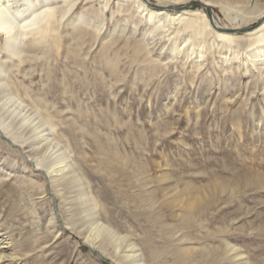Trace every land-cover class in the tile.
<instances>
[{
  "label": "rangeland",
  "instance_id": "rangeland-1",
  "mask_svg": "<svg viewBox=\"0 0 264 264\" xmlns=\"http://www.w3.org/2000/svg\"><path fill=\"white\" fill-rule=\"evenodd\" d=\"M78 1L50 19L54 32L25 39L36 41L34 52L8 62L1 53L15 66L3 77L12 92L2 113L25 108L11 134L35 142L53 129L61 152L50 160L68 157L98 217L125 237L119 259L131 243L145 264H202L222 251L209 264H264V64L246 65L244 56L256 46L243 41L235 58L227 45L218 50L215 35L198 39L168 21L156 31L130 0ZM213 1L223 26V6L234 15L264 6ZM26 111L35 124L17 126ZM15 150L0 137V253L8 256L0 264H116L76 248L61 199ZM74 190H65L68 200ZM190 201L197 213L187 225L179 216Z\"/></svg>",
  "mask_w": 264,
  "mask_h": 264
},
{
  "label": "bare ground",
  "instance_id": "bare-ground-1",
  "mask_svg": "<svg viewBox=\"0 0 264 264\" xmlns=\"http://www.w3.org/2000/svg\"><path fill=\"white\" fill-rule=\"evenodd\" d=\"M76 1L78 0H63V7H60L58 4H53L54 0H0V34H3L5 37V44L1 45L0 43V55L1 53H4L8 62V60L14 57L20 58L23 54H28L29 51L36 46V41L30 40L25 42V39L35 31H39V33L41 32L45 36V33L49 34V32H54L57 27L50 19H54L58 17V15L61 17L66 16L67 12H70L71 7L76 5ZM130 1L136 5V12L138 16H145L148 25L155 27L156 31H158L159 27L164 30L167 28L166 24L170 22V24L176 23L182 25V29L179 28L180 31H189L197 38L199 36L204 37L206 35H215L219 40V43L217 44L218 50L221 51L222 48L227 45L228 50L232 52V55L235 58L240 56L239 46L244 41V43L249 45H247L248 48L256 46L255 49L251 48L245 51L246 53L244 56L247 58L245 59V64L248 65L249 63L255 68L264 64V6L262 9H253V11L249 14L241 12L236 15L233 14L234 9L223 6L222 12L229 22L228 25L223 26L215 18L213 11V3L215 2L213 0H181L183 1L182 4L184 6L180 7V9L172 7L171 3H168L167 1H158L156 4H151L147 0ZM236 1L237 3H244L247 0ZM192 2L200 3L202 10H188L190 8L189 4ZM21 3L23 4V7L21 6L22 9H14L16 5ZM148 4L153 6H149ZM206 7L210 8L212 11L213 22L210 21L207 16ZM168 10L173 11V13ZM61 17L59 21L62 20ZM149 29H147L142 36L150 32ZM239 30L245 31L238 32ZM153 33L154 32L151 34ZM43 35H41L42 40L44 38ZM52 35L51 38L53 37ZM39 37L40 36H38V39ZM185 39H183L184 44H186L188 40ZM40 43L38 44L39 46L41 45ZM194 44L195 43L193 42L190 43L189 50L193 49ZM33 50L34 49H32V52H34ZM172 51L173 53H176L178 50L177 48H174ZM207 53L203 51L199 54L198 58H203ZM5 55H3L4 58ZM28 60H30V58ZM13 62H11V66H8L9 63L6 64L2 55L0 56V101L5 97H8L9 94L11 96L10 92L12 91L10 90V83L6 79H3V77L7 74L10 67L14 66ZM4 109L5 106H0V133H2L0 137L4 139L8 138L12 142V147H16L15 151L21 156L24 162L29 164L28 166L30 167V170H32L31 173H41L46 184L48 181V184L54 189L56 193L55 195L61 199L63 204V213L66 215V224L71 231L70 234H73L76 239V248L89 247L92 252H97L101 257H110L112 262L116 264H145L141 254L133 251L135 248L131 243L128 244V248L130 249L126 252L127 254L121 257L123 258L122 260L114 255V253H116V255L117 253L118 255L122 253L121 246L123 242H125V237L118 236L112 228L105 225L98 217L95 205L90 204L89 196L82 190L83 183L81 177H79V175L73 170H70L72 166L70 164L71 162H68V157L63 154H59L54 160H50L55 156L54 154L61 152L60 148H58L59 142L53 136V129H50V132L42 137L39 136L37 141L29 142L30 139H24L22 133L11 134L9 131L14 124L13 121L20 117L25 108L20 111L11 112L6 110V112L2 113V110ZM27 112L28 111H26L23 117H21V121L17 126L25 127V125L32 124L36 120L35 115H31L30 113L27 114ZM40 127L41 125H34L32 131L36 132ZM9 146L11 148V144ZM69 187L75 188V200H68V198H66L65 190L69 189ZM197 204L198 203H195L194 201H190L187 204L185 211L179 216L181 223L187 224L194 220L197 213L194 208ZM28 209L30 211V215L33 217L36 214L34 208L29 207ZM34 219L35 218H33V220ZM53 220L54 213L51 214L50 222ZM84 227L85 229H83ZM110 248L112 249V253L110 252ZM234 249V247H231L229 251L233 252ZM187 252L188 251H185V253ZM224 254H226L224 251L214 256L209 253L207 257L210 261L216 258V260H220ZM7 257L8 256L3 254V252L0 253V260L3 261L4 259H7ZM150 257L153 261L157 260L153 254H150ZM236 257L240 258L242 255L237 254ZM208 258L202 264H209ZM124 259H129L131 261L130 263H125L123 261ZM239 264H249V262L244 261Z\"/></svg>",
  "mask_w": 264,
  "mask_h": 264
},
{
  "label": "water",
  "instance_id": "water-1",
  "mask_svg": "<svg viewBox=\"0 0 264 264\" xmlns=\"http://www.w3.org/2000/svg\"><path fill=\"white\" fill-rule=\"evenodd\" d=\"M149 6H153V5H151V4H148ZM191 5H199L200 6V3H198V2H193ZM190 6V5H189ZM188 6V7H189ZM184 8V7H183ZM177 9H180V8H177ZM206 12H207V16H208V18H209V20L210 21H212L213 22V17H212V11H211V9L210 8H208V7H206ZM244 32L245 30H239L238 32Z\"/></svg>",
  "mask_w": 264,
  "mask_h": 264
}]
</instances>
